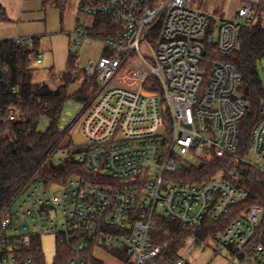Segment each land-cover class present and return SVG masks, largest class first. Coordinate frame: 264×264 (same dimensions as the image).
<instances>
[{"label": "built area", "instance_id": "obj_1", "mask_svg": "<svg viewBox=\"0 0 264 264\" xmlns=\"http://www.w3.org/2000/svg\"><path fill=\"white\" fill-rule=\"evenodd\" d=\"M79 6L94 22H78L71 47L103 45L99 60L75 75L81 84L94 81L91 95L71 99L75 114L63 113L60 125L66 134L79 127L80 172L52 184L28 180L4 206L0 264H36L28 249L45 233L71 250L67 264H88V254L116 246L127 249L131 264H188L163 258L165 246L153 238L160 217L192 229L221 221L250 196L233 183L242 180L244 166L264 176V102L243 141L250 103L239 91L237 65L222 59L239 47L240 29L255 22L257 7L244 1L226 19L192 0H83ZM99 21L105 34L92 31ZM14 39L35 43L34 36ZM136 53L149 72L128 64ZM225 157L231 168L222 166L209 179L194 170ZM263 221L264 205L254 203L210 240L240 264H264V245L255 242Z\"/></svg>", "mask_w": 264, "mask_h": 264}, {"label": "trees", "instance_id": "obj_2", "mask_svg": "<svg viewBox=\"0 0 264 264\" xmlns=\"http://www.w3.org/2000/svg\"><path fill=\"white\" fill-rule=\"evenodd\" d=\"M157 0H150L153 4ZM257 7L254 23L243 25L240 29L239 47L229 55H222L223 60L234 62L242 73L239 91L250 103V113L244 122L242 140L249 139L250 131L257 122L261 106L264 102V86L259 75L258 62L264 57V26L261 21L264 11V0L255 3ZM7 12L0 2V21H6ZM104 28H93L94 34L104 33ZM37 40L31 46L15 39L0 40V219L4 206L26 181L42 179L48 184L66 181L80 172L74 153L78 150L73 146L68 156L55 158V154L63 149V140L68 135L61 131L62 115L65 103L69 99L88 98L93 89L91 80L74 92L69 93V86L76 79V55L70 52L67 70L63 73L60 84L56 87L47 82L36 81L34 78V58L38 54ZM11 109L16 118L11 119ZM49 121L46 129H41L42 119ZM230 158H215L211 165L196 167L205 179L216 176L220 169H230ZM188 177V174L186 175ZM241 181L234 182L250 190L249 198L231 209L221 221H207L197 228H189L180 222L171 221L161 216L153 232L155 242L165 246L164 259L180 258L179 251L189 237L199 244H208L211 237L225 227L250 205H264V176L251 167L244 166ZM1 233V222H0ZM255 242L264 245V221L255 236ZM114 255L125 261L130 255L124 247L108 248ZM36 264H47L42 248L41 238H33L28 249ZM72 256L71 250L65 245H58L54 264H67ZM88 263L104 264L91 253ZM188 264H190L188 262Z\"/></svg>", "mask_w": 264, "mask_h": 264}, {"label": "rangeland", "instance_id": "obj_3", "mask_svg": "<svg viewBox=\"0 0 264 264\" xmlns=\"http://www.w3.org/2000/svg\"><path fill=\"white\" fill-rule=\"evenodd\" d=\"M7 6V18L10 20L0 21V40L8 39V28H17L18 18L11 16L14 8H17V0H2ZM45 9L51 12L53 21L56 24L62 25L63 32H54L45 35L40 40L37 50L38 54L33 60L34 78L36 81L47 82L51 86L56 87L60 84L58 76H62L67 70V62L70 52L76 55L77 71L84 68L90 60L97 62L103 53V45L97 42L83 43L79 46L71 47V36L66 32L68 28H75L78 22L83 26H91L94 22L93 16L80 10V2L83 0H43ZM244 1L256 3L259 0H192V5L212 16L233 19L238 8ZM16 13V12H15ZM15 19V20H14ZM16 24V25H15ZM150 44V43H149ZM151 46V44H150ZM152 48V46H151ZM142 53L145 58L153 63L151 52L145 47H142ZM40 59V60H39ZM128 64L136 69L140 68L145 72H149L151 68L143 61L139 53L134 54L128 60ZM259 75L264 86V57L258 62ZM81 87V83L76 80L70 84L68 90L73 94ZM78 104L69 99L64 106V114H75V107ZM62 123H65L62 120ZM166 123L170 125L167 121ZM49 121L46 117L42 119L41 129H46ZM79 127H74L65 137L59 152L55 154L58 159L64 151L70 152L75 146L74 135L78 133ZM76 149H80L75 147ZM263 162H261V165ZM62 221V219H59ZM42 248L45 254L47 264H54L56 258L57 244L55 236L52 234H43L41 237ZM179 255L188 261L190 264H240L237 257L232 255L226 248L220 253L216 250V243L210 240L208 244H199L193 237H189L185 245L179 251ZM131 260V257H130Z\"/></svg>", "mask_w": 264, "mask_h": 264}, {"label": "crops", "instance_id": "obj_4", "mask_svg": "<svg viewBox=\"0 0 264 264\" xmlns=\"http://www.w3.org/2000/svg\"><path fill=\"white\" fill-rule=\"evenodd\" d=\"M0 2L5 8L7 7L2 0H0ZM44 3L43 0H17V8H14V12L11 13V16L14 18L17 17L19 24L17 28H8L9 33L4 36H8V39H14L17 36H34L39 44L40 40H42L45 35L54 32H63L64 28L61 27L62 25L54 23L51 12L45 9ZM8 19L10 20L9 17ZM261 21L264 26V11ZM73 29L74 28H68L66 32L70 35ZM3 39L4 37L1 38V40ZM95 253V257L102 260L104 264H131L114 255L108 248L97 249Z\"/></svg>", "mask_w": 264, "mask_h": 264}, {"label": "water", "instance_id": "obj_5", "mask_svg": "<svg viewBox=\"0 0 264 264\" xmlns=\"http://www.w3.org/2000/svg\"><path fill=\"white\" fill-rule=\"evenodd\" d=\"M75 142H76L77 145H83L85 143L83 138H82V136H81V134H77L76 135Z\"/></svg>", "mask_w": 264, "mask_h": 264}]
</instances>
